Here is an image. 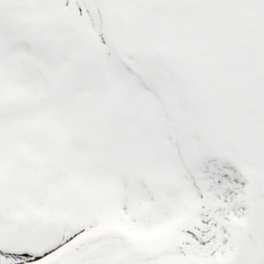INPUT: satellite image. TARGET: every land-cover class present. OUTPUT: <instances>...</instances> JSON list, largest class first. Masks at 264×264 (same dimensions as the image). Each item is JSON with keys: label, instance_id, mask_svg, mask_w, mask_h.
<instances>
[{"label": "snow or ice", "instance_id": "6c2138e0", "mask_svg": "<svg viewBox=\"0 0 264 264\" xmlns=\"http://www.w3.org/2000/svg\"><path fill=\"white\" fill-rule=\"evenodd\" d=\"M0 264H264V0H0Z\"/></svg>", "mask_w": 264, "mask_h": 264}]
</instances>
